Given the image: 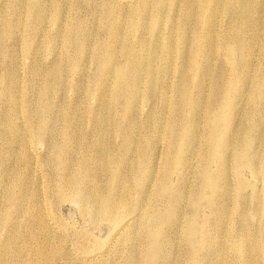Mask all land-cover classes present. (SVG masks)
<instances>
[{
	"label": "rangeland",
	"instance_id": "374dc122",
	"mask_svg": "<svg viewBox=\"0 0 264 264\" xmlns=\"http://www.w3.org/2000/svg\"><path fill=\"white\" fill-rule=\"evenodd\" d=\"M73 1L67 0L66 5H63L62 8V11L65 12L63 15L66 26L61 29L59 25H55L47 29V33L43 34L41 43L36 42L37 45L34 47V52L38 53L32 59L27 58L23 53L27 39L26 26L29 18L28 14H24L23 29L14 30V38L12 35H5L3 38H0V46L4 51V57H0V75L2 74L0 76V92L12 86L14 81L13 74L17 72L20 78V85L22 84L23 102L27 103L28 110L32 113L31 118L24 120L19 117L15 120L19 130L18 133L22 137L23 142L27 144V158L23 157L21 147L17 148L19 146L6 145L0 140V264H29L36 247H42L45 244L46 249L43 250L48 260L42 261L41 264H82V260H85V257L90 258L85 260L86 262L83 264H126L130 255H134L135 257L133 264H141L138 260V254L145 247V242L149 236L155 237L154 244L167 246L164 253L166 259H155L152 264H179L188 259L184 260L183 255L187 256L185 254L194 249H199L201 245L199 237L204 233L206 237L204 241L205 259L200 260L198 255L195 254V258L193 256V259H190V261L193 260L194 262L192 264H248L243 255L244 252L239 240L243 236L242 229L245 231L244 236L249 243L246 250L250 254L251 263L264 264V143L261 140V134L253 131L252 128H248L245 132L247 145L251 142H256L245 154L246 158L252 156L250 158V160H253L252 166L238 167L237 162L234 159H230L226 165V177L221 176L218 179H216L217 175L223 171L219 169L217 163L211 162L207 163L206 166H201L203 150L218 148L220 143H228L234 140L242 129V127L240 129L242 123L240 119L243 121L244 118L250 117L255 106H264V94H262L260 83H249L253 78L258 76V68L263 62L261 60L258 62L257 60L255 62L257 66L255 70H251L249 76L244 78V88H249V93L241 101L240 110L236 117L232 116L231 111H227L229 99L238 90L232 84L227 92L228 95L215 113L211 114V103H209L205 108L203 117L196 122L193 121L192 110L186 103L193 100L200 106L206 105L212 90L211 87L217 82L215 77L221 71L223 56L226 54L220 48L221 31L223 30L222 17L215 28L214 34L217 38L211 41L215 52V55H213L212 75L205 83L201 92H198L195 88L197 81L201 80V76H199L200 69L189 70L187 78L191 86L187 88L181 106L176 107V99L180 96L179 80L181 78V74L176 68L178 64L177 58H173V67L170 68L167 65H162L164 58L161 55L155 53L152 56L146 53L144 55L146 67L148 71L153 70L156 73L155 95L153 96L152 94L150 96L148 91L141 90L135 94L133 100L126 103L125 109L115 106L113 99H111L109 109L107 108V111H102L101 105L98 102L107 84L97 78L94 71L95 64L98 58L103 56L105 58L104 65L107 69L116 67L118 70H123L126 64V55L124 51H120L116 57H113V61L111 62L107 56L108 52L100 50L99 52L103 55H97L94 61V50L105 42V34L100 28L103 18L99 17L103 10L100 6L91 4L89 0H75V4L72 3ZM97 1L100 2L101 0ZM109 1V11L111 15L116 17V27L119 31L121 30L120 32L123 30L120 36L123 38L124 44L130 43L134 45L136 41L143 40L147 43L148 47H151L152 40L157 33H168L169 14L161 13L156 17V14L153 15L152 10H141L139 5L134 4V0H120L122 6L116 3L117 0ZM147 1L149 0H142L141 3ZM10 3L4 4L6 5L5 8L3 4H0V27L4 22L5 10L9 7ZM124 7H127L129 10H125ZM139 10L142 13L139 16V20L131 19ZM127 13L130 14L128 15ZM71 18L74 22L76 20L77 23L93 29L95 33L91 37V41L88 40L84 45V61H82V64H84L80 66L79 70L81 72H70L62 80L60 79L58 94L56 95L57 99H55L53 106L54 111L52 110V113L55 115L44 121V127H47L45 130L47 133H43H46L45 136L37 133L35 130L41 123L42 118L35 113L36 103H33L35 101L33 93L37 91L40 87V82L45 77H56V75L64 71L66 65L62 54L70 50V39L66 40L65 35L68 32V23H72ZM133 27L135 28L134 30ZM54 29L60 30L57 34L58 43L54 49L49 50L48 48H44L46 47L45 38L50 37L53 33H57L58 30L54 32ZM84 34L82 29L79 31L75 29L72 35L77 37L71 39L76 41L78 39L83 42ZM165 34H162L161 38L163 46L169 43ZM262 37L260 44L263 48L262 53L264 54V32ZM180 41L181 39L174 41L176 52L178 51L177 47ZM201 44L204 46V42L201 41ZM39 46L40 48L37 49ZM92 47L94 48L92 49ZM44 49L49 50L46 55L45 52L40 51H46ZM49 54L51 55L49 56ZM242 58L243 54L240 59ZM32 64L42 69L37 68L38 71L40 70V75L35 83H33L32 87L34 89L29 86L28 74V68ZM147 79L148 75L146 76ZM5 81L7 82L5 83ZM33 104L34 106H32ZM0 106L1 119L4 117L6 109L2 101H0ZM90 110L92 113L89 114ZM69 112L72 113L70 118L75 117L78 120L76 127L73 130H69V137L74 144V148L69 151L68 157L73 163L71 167H62L60 164H54V147L52 145L58 143H60L59 147L62 145L64 135H66V128L63 123H65L68 116L65 113L69 114ZM107 112H111L113 114L111 117L116 121H120L122 128L126 130H130L126 126V123L131 121L130 118L133 117L135 119V124L132 128L133 140L136 147L121 162V165L127 166V163L132 161L135 153L147 151L148 143L152 140V148L157 158L155 166L156 180L151 187H148V193L143 207L141 206V211L127 216V211L125 210L128 204L119 206L116 213L118 212L117 216L120 219L116 223L112 225L103 222L94 225L91 219L83 214L80 206L74 202L76 201L75 198L63 199L64 197L59 190L64 183L65 177L72 171H75V165L77 167L78 163L86 162L85 160L87 159H89V162H92L96 154L105 160L111 156L106 154L109 149L108 152L112 150L118 157V153L114 147H118L120 144L117 137L119 130L115 127L112 128V125L110 126V117L107 115L108 118L97 131H93L89 127L91 118L99 113H105L104 115H106ZM87 115H89V118ZM55 116L56 118H54ZM216 118H219V121L213 124L212 122ZM227 119H234L233 125L226 126ZM148 121L151 122L150 129H146L145 127ZM175 122L179 124L183 132H186V127H189L192 133H197V136L192 140L197 157H195L191 168L187 166L188 172L185 173L184 177L176 174L178 166H173V173L164 174L166 144H164V140L158 144L155 141L160 132L168 129ZM260 124L264 125V116L261 117ZM147 126L150 125L147 124ZM210 126H214L215 129L210 130ZM230 128L234 133L230 132ZM98 134H101L100 136L103 138ZM110 142L113 147H111ZM6 151H11V154H6ZM218 153L219 151L215 154ZM9 177L10 179H8ZM134 178V175H132L130 180L127 179V184L130 185L128 202L132 208L137 203L139 193V181L137 180L135 183ZM101 179L103 180L102 186L113 187L115 185L106 175H102ZM164 183L168 186V195L171 198L173 195L183 193L182 197L184 199L181 200L179 207L181 206L186 209L199 201L195 190L201 189V195L203 196V192L206 190V200L210 199L214 201L222 210L220 212L214 211L209 208V205H203L196 214L188 215L190 234L185 236L184 225L172 218L173 215L180 212L179 207L167 209L165 212L162 209L164 216L161 219L162 224L159 225L161 227L157 226L159 228H153L156 218L151 217L149 213L156 206L161 207L164 205L161 202L155 204V198L161 194V185ZM91 184V182L84 183V191L79 192L83 197L90 194L89 187ZM10 196L13 198L19 197L20 199L16 200L20 201L19 205H15L9 215L5 217ZM204 216L216 227H211L212 229L202 228ZM132 218L134 219L130 225H126L119 232L117 231V227L114 226L115 224L118 223V226H121ZM170 227L178 232V237L171 245H166L169 234L167 231ZM9 243L10 245H8ZM8 247H10V250H6ZM11 248L13 249L11 250ZM146 250L153 253V248L151 247H147ZM173 253L180 256V260ZM200 261L203 262L200 263Z\"/></svg>",
	"mask_w": 264,
	"mask_h": 264
},
{
	"label": "bare ground",
	"instance_id": "6f19581e",
	"mask_svg": "<svg viewBox=\"0 0 264 264\" xmlns=\"http://www.w3.org/2000/svg\"><path fill=\"white\" fill-rule=\"evenodd\" d=\"M74 1L72 3H74ZM89 1L91 2V4H95L98 7L100 6L103 10L99 17L103 18L100 28L101 31H103L105 34V42L103 44H100L98 48L94 50V61L96 60L97 55H103L99 52L100 50H104L109 53H107V56L109 57L111 62L113 61V57H116L120 51H124L126 55V64L123 70H118L116 67L112 69H107V67H105L104 65L105 58H103V56H100L95 64L94 71L97 78L101 79L102 82H106L105 84H107V87H104L105 90L103 91V95L101 96L98 102L99 105H101L102 111H107V108L109 109L111 99H113L115 106H118L120 108L123 107L125 109L126 103L133 100L135 94L140 92L141 90L148 91L150 96L152 94L153 96L155 95L154 87L156 85V73L153 70L148 71L146 67V60L144 58V55L146 53L152 56L155 53L161 55L164 58V63H162V65H167L170 68L173 67V58H177L178 64L176 65V68L177 71L181 74V78L179 80L180 96H178L176 99V107L181 106L187 88L191 86L187 78V73L189 70L200 69L199 76H201V80L197 81L195 88L198 90V92H201L205 86V83L212 75L214 60L213 55H215V52L211 41L212 39L217 38V36L214 34L215 28L217 27L218 22L222 17L223 30L221 31L222 36L220 39V48L226 54H224L223 56V61L221 62V71L219 75L215 77L217 82L211 87L212 90L209 94V99L206 105L200 106L196 101L193 100H190L189 103H186V105H189V108L192 110L193 121L196 122L203 117L205 108L209 105V103H211V114L215 113L218 110L220 104L225 100L226 96L228 95L227 92L229 91L232 84L238 90L229 99L227 111H231L232 116L236 117L240 110L241 101L245 97H247L246 94L249 93V88H244V78L249 76L251 70H255V68L257 67L255 62L257 60L258 62L261 60L263 64L258 68V76L256 78H253L249 83H260L262 94H264V54L262 53L263 48L260 44V40L261 38H263L262 34L264 32V0H149L143 3H141L142 0H134V4L139 5L141 7V10H152L153 15L156 14V17H158L161 13H167L170 15L168 17V33H157L152 40L151 47H148L147 43L143 40L136 41L134 45H131L130 43L124 44L123 38L120 36L123 30L122 32H120L121 30L119 31V29L116 27V17L114 15H111L109 11L110 1ZM9 2L11 3L9 7L5 10L4 22L0 27V38H3L5 35H12V37L14 38V30L23 29L24 14H28L29 18L27 20L26 26L27 39L23 50V53L27 58L32 59V57H34L38 53L37 51V53L34 52V47L35 45H37L36 42H38L39 44L41 43V40L43 39V34L47 31V29H50V27L55 25H59L61 29H63L62 27L66 26V23L64 22L65 18L63 15V13L65 12L62 11V8L63 5H66L67 0H0V4L3 5ZM116 3L122 6L120 0H117ZM5 7L6 5H4V8ZM124 8L125 10H129L127 9V7ZM141 14L142 13L139 10L135 16L131 17V19L139 20V16ZM71 22L72 23L70 24L68 23V32L65 35L66 40L70 39V50L65 51V53L63 54L60 53L63 55V60L65 61L66 65L64 71L61 70L63 72H60V76L56 75V77L50 78L45 77L42 82H40V87L38 88L37 86V91L35 92L33 90V97L35 100L33 103H36L35 113L42 118V121L40 120L41 123L35 129L36 132L39 134H43L44 132H46L45 130L47 127H44V121L48 120L49 117H51L52 115H55L54 113H52V110L55 103V99H57L56 95L58 94L57 91L60 79L62 80V78L68 75L70 72H81L79 70L80 66L84 64H82V61H84V45L88 42V40L91 39V37L95 33L93 29L84 26L83 24L77 23L76 20L74 22L72 19ZM57 28L59 29V27ZM58 29H54V32H56L55 30ZM65 29H67V27H65ZM75 29H77L78 31L82 29L85 33L83 42L78 39L77 41L71 39L73 37H77L75 35H72L75 32ZM134 29L135 28L133 27V30ZM59 32L60 30H58L57 33H53L50 37H46L47 39L44 37L46 40V47H43L48 48L49 50L54 49L58 43L57 34ZM162 34H165L167 40L169 41V43L165 46L162 45ZM176 39H181L177 47V52L175 51L174 46V41ZM201 41L204 42V46L201 44ZM38 48H40V46L37 47V49ZM93 48L94 47H92V49ZM49 50L40 51L45 52L46 55ZM3 53L4 51L0 46V57H4ZM242 54L243 58L240 59ZM50 55L51 54H49V56ZM2 64H4V62H2ZM19 64L21 63L19 62ZM37 68L39 67H36V65L34 64H32L30 68H28L30 88L33 86V83H35L36 79L40 75L39 71L42 70L39 68L40 70L38 71ZM17 74V72L13 74L14 81L12 86L7 90L5 88H2L5 89V91L3 90L2 92H0V101H2L6 109L4 117L0 119V140H2L6 145H13L16 147L19 146L17 148L21 147L23 151V157L27 158V144L23 142L22 137L18 133L19 130L15 120L19 117L23 118L24 120L27 118H31L32 113L30 112V110H28L27 103L25 104V102H23L24 94L21 90L22 84L20 85V78ZM147 75L148 79L146 80ZM6 82L7 81H5V83ZM32 88L34 89V87ZM32 106H34V104ZM90 113H92L91 110L89 114ZM71 114V112H69V114L65 113V115L68 116L66 117L65 123H63L66 128V132L64 131L66 135H64L65 137L62 141V145L60 147V143L52 145L54 147V164H60L62 165V167H71V164L73 163L68 157L69 151L73 150L74 148V144L72 143V140L69 137V130H73V128L76 127V123L78 120L75 117L70 118ZM104 114L99 113L95 117L91 118V120L89 121V127L91 130L97 131V129L101 125H103V122L108 118L107 115L110 117V126L112 125V128L115 127L119 130L117 133V137L119 138L120 144L118 145V147H114L118 153V157L112 152V150L108 152L110 150L109 149L106 154L111 156L107 157L105 160H103L102 157L97 154L94 155L95 157H93L92 162H89V159H87L88 161L84 159L86 162H81L80 164L78 163L77 167L75 165V171H72L67 177H65L64 183L59 190L61 195H63L64 197L63 199H69L70 197H74L76 200L74 202H76L80 206L83 214L89 217L91 219V222L94 223V225L103 222H107L112 225L116 223L120 219V217L117 216L118 212L116 213L119 206H125L128 204L127 209L125 210L127 211V216L137 211H141V206L143 207V203L148 193V187H151L156 180L155 166L157 158L155 157V153L152 148V140L148 143L147 151L143 153H135L133 155L132 161L127 163V166L121 165V162L126 159L127 155L132 153V151L136 147V144L133 140L134 136L132 128L135 124V119L133 117L130 118L131 121H129V123H126V126H128L130 130H126L122 128V124L120 121H116L111 117L113 116L111 112H107L106 115ZM87 116L89 118V115ZM262 116H264V106H255L250 114V117H248L249 119L244 118L243 121L242 119H240L242 122L240 125V129L241 127L242 129L238 133L236 138H234V140L228 143L222 142L219 144L218 148H207L203 150V161L201 162V166H206L207 163L211 162L217 163L219 169H221V171L223 172H218L219 176L217 175L216 179L221 178V176L226 177V165L230 161V159H234L237 162L238 167H246L247 165L252 166L253 160H250L252 156H248L246 158L245 154L252 145L256 144V142H251L249 145H247L248 142L246 143L245 132L248 128H252L253 131H257L258 134H261L260 137L264 143V125H259V121L261 120ZM54 118H56V116ZM233 120L234 119H227L226 126L233 125ZM218 121L219 118H216L212 123L214 124ZM147 124L150 126H147ZM145 127L146 129H150L151 122L148 121ZM214 129V126H210V130ZM230 132L234 133L231 128ZM196 136L197 133H192L189 127H186V132H183L177 122H175L168 129H165L159 133L158 137L155 139L156 144L163 142L162 140H164V144H166V153L164 158L165 175L173 173V166H178L179 168L176 174L182 177L185 176V173L188 172V168H191L195 157H197V155H195L192 144V140ZM143 139L145 140V138ZM146 141H148V139H146ZM110 145L111 147H113L112 143ZM101 150L103 151V149ZM217 151H219V153L215 154ZM6 152V154L8 155L11 154V151ZM102 175H106L111 182L115 183V185L113 187L102 186ZM132 175H134L135 177V183L137 180L139 181V193L137 196V203L135 204V206H133V208L128 202L130 195V185L127 184V179L130 180ZM8 179H10V177ZM86 182H91L92 184L89 187L90 194L83 197L82 194H80L79 192L84 191V183ZM200 190L201 189L195 190V194L198 195L199 201L185 209L184 207H179L181 200L184 199L182 197L183 193L181 192L180 194H177L175 196L173 195L171 198V196L168 195V186L165 183L162 184L161 194L158 195L161 198L156 197L155 204L161 202L164 205H162L161 207L156 206L149 213L151 217L156 218L153 228H156L157 226L162 224L161 219H163L164 212L170 208L176 209L177 207H179L180 212L176 213V215H173L172 218L180 222V224L184 225L183 228L185 236L190 234V221L188 220V215L196 214L197 211L200 210L203 205H209V208L211 210H217L218 212H220L222 210L221 207L217 206V204L210 199L206 200V190H204L203 196L201 195ZM16 199L20 198H13L10 196V198L8 199L6 213L5 215L3 214L5 217L9 215L15 205H19L20 200ZM162 209L164 212L162 211ZM204 217L205 219L203 220L202 228L205 229L216 227L208 221L206 216ZM134 218L128 220L121 226H118V223L114 226L117 227V231L119 232L126 225H130ZM3 219L5 220V218ZM167 232H169V234L167 238V243L166 241L165 243L166 245H171L172 242H175V240L177 239L178 232H176V230L172 227H170ZM242 234L243 236H241L239 240L241 242L242 249L244 252L243 255L246 258L248 264H253L250 260V254L246 250L249 243L246 237L244 236L245 231L243 229ZM199 238L201 239V245L199 249H194L189 253L185 254L187 256L183 255L184 260L187 258L188 259L185 262H181L179 264L194 263L193 260L190 261V259H193V256L195 254L198 255V258L200 260L205 259V233ZM154 242L155 237H147L145 247L138 254V260L141 264H152L155 259H166L164 253L167 246L154 244ZM8 245H10V243ZM45 245H42V247H36L35 253L29 264H41L42 261L48 260L46 253L43 250L46 249ZM147 247L153 248V253L148 252V250H146ZM12 249L13 248H11V250ZM6 250H10V247H8V249L6 248ZM173 254L180 260V256H177L175 253ZM88 258L90 257H85L84 259L87 260ZM85 260H82V264L86 262ZM134 261V255H130L126 264H133ZM201 262L203 261H200V263Z\"/></svg>",
	"mask_w": 264,
	"mask_h": 264
}]
</instances>
